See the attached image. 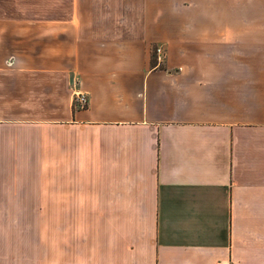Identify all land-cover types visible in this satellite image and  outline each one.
Segmentation results:
<instances>
[{"label":"crops","instance_id":"crops-1","mask_svg":"<svg viewBox=\"0 0 264 264\" xmlns=\"http://www.w3.org/2000/svg\"><path fill=\"white\" fill-rule=\"evenodd\" d=\"M0 264H264V0H0Z\"/></svg>","mask_w":264,"mask_h":264},{"label":"built area","instance_id":"built-area-1","mask_svg":"<svg viewBox=\"0 0 264 264\" xmlns=\"http://www.w3.org/2000/svg\"><path fill=\"white\" fill-rule=\"evenodd\" d=\"M87 102H88V98L85 94L80 93V92L74 93V96H73L74 106L78 108H84L86 107Z\"/></svg>","mask_w":264,"mask_h":264},{"label":"trees","instance_id":"trees-1","mask_svg":"<svg viewBox=\"0 0 264 264\" xmlns=\"http://www.w3.org/2000/svg\"><path fill=\"white\" fill-rule=\"evenodd\" d=\"M155 58H156V54H155V50H153V52H152V60H151L152 65L155 64Z\"/></svg>","mask_w":264,"mask_h":264},{"label":"rangeland","instance_id":"rangeland-1","mask_svg":"<svg viewBox=\"0 0 264 264\" xmlns=\"http://www.w3.org/2000/svg\"><path fill=\"white\" fill-rule=\"evenodd\" d=\"M160 52H161L160 49H156L155 50V54H156L157 57L160 55Z\"/></svg>","mask_w":264,"mask_h":264}]
</instances>
